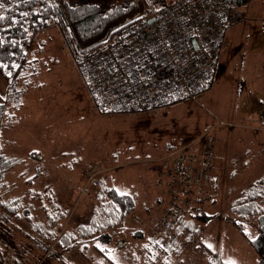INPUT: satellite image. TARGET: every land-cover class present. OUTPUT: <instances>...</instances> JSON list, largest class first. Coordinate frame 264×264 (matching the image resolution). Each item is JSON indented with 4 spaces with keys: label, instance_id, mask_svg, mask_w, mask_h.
Wrapping results in <instances>:
<instances>
[{
    "label": "rangeland",
    "instance_id": "obj_1",
    "mask_svg": "<svg viewBox=\"0 0 264 264\" xmlns=\"http://www.w3.org/2000/svg\"><path fill=\"white\" fill-rule=\"evenodd\" d=\"M137 1L148 15L153 5L149 0ZM263 4L264 0H249L241 8L245 19L229 29L211 91L199 102L184 101L146 113L100 114L59 27L52 24L39 34L15 88L0 72V104L5 109L0 150L18 160L0 191V256L8 264L15 257L22 264H62L47 257L41 243L48 245L49 240L37 231L36 223H48L56 203L62 218L53 229L60 238L89 223L110 200L100 198L101 189L114 187L134 197V213L109 230L111 243L98 240L84 252L83 245L68 251L55 246L66 264H261L233 223H246L256 236L257 217L244 218L231 207L244 189L264 175V146L259 138L264 133L254 135L241 125L253 124L264 108ZM217 118L239 126H220ZM207 130L217 135L218 150L216 201L206 208L209 221L203 223L205 215L199 218L206 232L201 236L194 231L195 238L186 244L176 239L163 246L154 240V233L166 188L152 166ZM91 164L100 172L97 187L87 186L85 171ZM19 197L23 198L19 214L5 219L2 204ZM138 232L144 236H137ZM119 240L126 245L118 246ZM97 248L108 249L109 260Z\"/></svg>",
    "mask_w": 264,
    "mask_h": 264
},
{
    "label": "built area",
    "instance_id": "obj_2",
    "mask_svg": "<svg viewBox=\"0 0 264 264\" xmlns=\"http://www.w3.org/2000/svg\"><path fill=\"white\" fill-rule=\"evenodd\" d=\"M28 1L0 0V10L18 7L19 13L28 14ZM244 19L233 0H178L157 15L127 25L116 40L77 68L102 115L146 113L184 101L199 102L217 82L229 29ZM31 33L35 38L41 34ZM217 120L220 126H239ZM257 122L260 130L264 110L258 112ZM217 144V135L207 130L154 162L152 171L166 188L154 233L161 245L176 239L186 244L195 238L194 231L205 234L199 218L217 195L213 186ZM99 173L92 164L86 169L87 186L100 184Z\"/></svg>",
    "mask_w": 264,
    "mask_h": 264
},
{
    "label": "trees",
    "instance_id": "obj_3",
    "mask_svg": "<svg viewBox=\"0 0 264 264\" xmlns=\"http://www.w3.org/2000/svg\"><path fill=\"white\" fill-rule=\"evenodd\" d=\"M175 1L178 0H149L153 6L148 9V15H157ZM248 1L233 0V5L241 9ZM23 7L21 5L20 9ZM26 7L29 10L28 14L19 13L18 7L6 11L0 10V72L9 79L10 88H15L18 85L24 66L30 62L31 49L36 39L34 33L33 35L31 33L32 30L42 33L52 24L58 26L70 47L77 66L82 61L94 56L109 41L116 40L121 30L127 25L147 16L143 13L137 0H29ZM36 7H38V11L35 10ZM111 34L114 35L113 39H111ZM4 116L5 109L0 104V125L3 123ZM17 163V159L8 157L0 150V191L7 184L8 171ZM263 176L244 189L231 207L233 213L244 218L257 217L258 233L256 236L251 234L246 223L235 220L233 223L256 250L261 264H264ZM213 186L217 189L215 175ZM101 191L100 198L101 196L110 198L107 204L101 210L95 211L89 223L81 224L76 230L64 232L60 238L57 237L53 229L62 218L61 210L56 203H54L56 205L54 212L48 216V223H36L37 231L39 230V233L49 240L48 245L41 243L46 252H49L47 257L52 256L62 264H66L61 253L56 250L57 248L61 251H68L83 245L84 252L95 241L101 240L103 243L113 241V237L108 233L109 230L123 224L126 218L134 213L136 202L132 195L122 193L114 187H103ZM216 197H214L213 203L216 201ZM21 199L23 198L9 199L2 204V207L5 208V219L19 214ZM207 211L204 212L203 223H207L211 217ZM27 212L29 211L27 210ZM28 218L32 219L29 216ZM136 235L142 237L144 233L138 232ZM117 243L118 246L126 245L124 240H119ZM53 244H55L54 247ZM97 249L106 260H109L108 249ZM0 261L2 262L0 264H8L6 257L0 256ZM38 263L40 264L39 261ZM9 264L22 263L19 257H15Z\"/></svg>",
    "mask_w": 264,
    "mask_h": 264
},
{
    "label": "crops",
    "instance_id": "obj_4",
    "mask_svg": "<svg viewBox=\"0 0 264 264\" xmlns=\"http://www.w3.org/2000/svg\"><path fill=\"white\" fill-rule=\"evenodd\" d=\"M260 12L263 14V17H264V4H263V6H262ZM228 32H229V31H228ZM228 36H229V35H227V40H226V43H225V45H224V48H226V46H227V44H228V41H229ZM224 48L222 49V51L224 50ZM221 53H222V52H221ZM216 83H217V82H216ZM215 85H216V84H215ZM214 87H215V86H214ZM263 110H264V108H262L260 111H263ZM260 111H259V112H260ZM257 114H258V113H257ZM255 117H256V118H254V122H253V124H251V125H244V124H241V125H243L244 128L250 129L254 135H259L260 133H264V126L261 127L260 130H256V128H258L260 124L257 122V116H255ZM259 138L262 139L261 144L264 146V135H262V137H259ZM215 172H216V166H215V170H214V175H215ZM215 176L217 177V175H215ZM207 251H208V250H207ZM208 253H209V252H208Z\"/></svg>",
    "mask_w": 264,
    "mask_h": 264
},
{
    "label": "water",
    "instance_id": "obj_5",
    "mask_svg": "<svg viewBox=\"0 0 264 264\" xmlns=\"http://www.w3.org/2000/svg\"><path fill=\"white\" fill-rule=\"evenodd\" d=\"M150 21H151V22L154 21V18H152Z\"/></svg>",
    "mask_w": 264,
    "mask_h": 264
}]
</instances>
